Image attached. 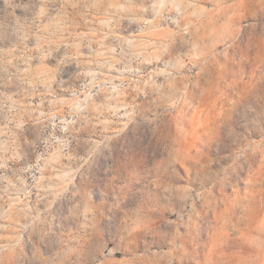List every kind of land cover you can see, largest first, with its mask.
<instances>
[{
	"label": "rangeland",
	"instance_id": "obj_1",
	"mask_svg": "<svg viewBox=\"0 0 264 264\" xmlns=\"http://www.w3.org/2000/svg\"><path fill=\"white\" fill-rule=\"evenodd\" d=\"M0 264H264V0H0Z\"/></svg>",
	"mask_w": 264,
	"mask_h": 264
}]
</instances>
